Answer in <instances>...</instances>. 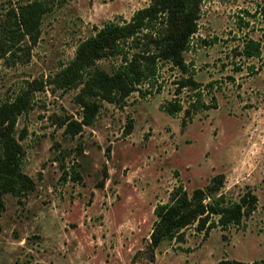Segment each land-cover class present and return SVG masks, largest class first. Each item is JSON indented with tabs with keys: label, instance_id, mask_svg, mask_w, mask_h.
<instances>
[{
	"label": "rangeland",
	"instance_id": "obj_1",
	"mask_svg": "<svg viewBox=\"0 0 264 264\" xmlns=\"http://www.w3.org/2000/svg\"><path fill=\"white\" fill-rule=\"evenodd\" d=\"M149 1L68 0L47 14L28 62L0 60V101L70 61L96 27L129 20ZM240 17L249 25L241 28ZM195 38L200 44L187 60L198 81L215 82L218 106L185 127L183 113L172 116L161 108L175 96L179 75L168 69L160 93H134L124 106L102 102L94 123L74 137L56 121L82 117L77 90L35 93L33 109L20 116L17 129L27 130L24 171L36 186L22 198L5 195L0 264L264 261V0H205ZM249 38L261 42L260 57L243 54ZM191 95L184 90L180 97ZM129 120L134 127L126 134ZM74 165L80 180L71 177ZM218 174L233 198L247 189L256 193L255 212L239 227L218 226L206 235L193 226L184 242L165 240L149 249L157 204L167 202L179 183L191 193Z\"/></svg>",
	"mask_w": 264,
	"mask_h": 264
},
{
	"label": "trees",
	"instance_id": "obj_2",
	"mask_svg": "<svg viewBox=\"0 0 264 264\" xmlns=\"http://www.w3.org/2000/svg\"><path fill=\"white\" fill-rule=\"evenodd\" d=\"M67 1L0 2V60L28 62L41 38L45 16ZM204 3L205 0H150L129 20H110L96 27L94 34L77 44L70 61L47 77L28 82L16 95L0 101V213L5 209V195L22 198L36 186L33 177L24 171L26 148L23 140L28 133L26 129H17L20 116L33 109L36 92L46 88L53 92L77 90L75 101L82 117H60L56 121L72 137L94 123L102 102L124 106L134 93L141 98L160 93L166 69L179 75L173 83L175 96L162 103L161 108L172 116L183 113V127L198 113L217 108L215 82L204 85L198 81L194 64L186 57L200 44L195 36L200 29ZM248 25L249 21L240 17L239 26ZM243 54L248 58L260 57L261 42L246 39ZM184 90L192 93L187 100L180 97ZM133 127V121L129 120L125 133H132ZM71 177L81 179L76 165L72 167ZM224 187L223 174L215 175L204 188H196L191 193L182 183L176 185L169 200L157 204L154 209L156 219L149 249H157L165 240L184 242L185 230L193 226L206 235L218 226L224 230L241 226L257 209L258 196L247 189L239 198H233ZM263 263L223 258L217 264Z\"/></svg>",
	"mask_w": 264,
	"mask_h": 264
}]
</instances>
